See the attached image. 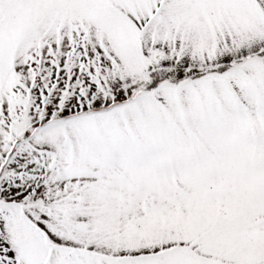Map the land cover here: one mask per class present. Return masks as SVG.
Returning <instances> with one entry per match:
<instances>
[{
  "label": "snow or ice",
  "instance_id": "6c2138e0",
  "mask_svg": "<svg viewBox=\"0 0 264 264\" xmlns=\"http://www.w3.org/2000/svg\"><path fill=\"white\" fill-rule=\"evenodd\" d=\"M0 264H264V0H0Z\"/></svg>",
  "mask_w": 264,
  "mask_h": 264
}]
</instances>
